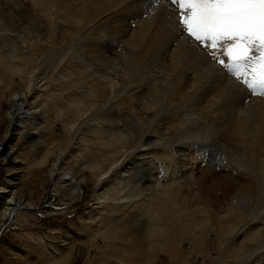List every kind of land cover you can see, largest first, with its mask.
Returning a JSON list of instances; mask_svg holds the SVG:
<instances>
[{
    "label": "bare ground",
    "instance_id": "bare-ground-1",
    "mask_svg": "<svg viewBox=\"0 0 264 264\" xmlns=\"http://www.w3.org/2000/svg\"><path fill=\"white\" fill-rule=\"evenodd\" d=\"M31 1L32 13H34L28 19L24 18L25 12L22 11L16 15L9 11L0 13L1 46L2 43L5 47L14 45L10 53L19 56V60L22 62L21 68L23 67L20 69L13 66L14 69L8 74L9 71L7 72V69L0 64V80L3 79L1 80L3 85L9 84L13 88V76L16 75L22 80L30 69L33 71L37 69L41 78L57 75V81H63L66 86L78 90V96L81 97L76 100L73 98L71 104L68 105V116L70 115L75 121L90 111V114L94 115V109L101 103L113 102L111 101L112 97L110 98L111 93L114 94V97L125 93L123 95L129 106L127 110L132 117L137 119L136 123H128L127 126L133 131L136 130L138 123V132L132 138L130 133L106 127V125L114 124L116 126V123L110 121V117L103 114L100 115L98 123L103 125L104 130L95 132V135L103 138L104 143L102 142L99 146L109 147L116 154L119 153L116 151L117 148L124 149V153L131 151L126 155L129 167L127 170L125 169L126 181L125 186L122 187L125 192L117 200L125 201L124 205H129L130 209L138 211V218L141 219V222L136 227L137 235H143L142 239L152 241L153 246L156 247L161 244L163 237L170 241L177 233L174 231L176 227H182L185 224L188 233L204 231L203 235L213 234L220 250L216 264H220L221 260L224 262L237 260L241 250L245 249L248 244L252 245L250 255L258 251L264 253V228L257 230L254 227L253 229L256 223H264V100L251 97L242 101L238 94H226L227 82L220 86L213 85L212 81L215 79L217 70L214 68L213 72L208 74L207 72L212 70V66L194 62L186 41L174 39L163 26V21L169 11L163 3L157 5L147 15H141L143 0ZM1 6L9 7L5 2H2ZM16 16L18 17L16 18ZM28 20H32V22L25 26L21 24L22 21L28 22ZM107 38L116 41L118 38L121 39L118 42L123 45V48L131 50L132 54L135 53L133 62L125 66L121 58L109 57L113 47L104 41ZM114 71L117 72L121 81L117 90L111 88L110 73ZM152 72L160 75L161 85H155L153 79L147 77V74ZM156 84L158 83L156 82ZM23 89L28 92L34 90L27 82L24 83ZM133 103H137L141 107L147 120L141 119L138 112L131 109ZM117 104L116 102L111 103L110 111L114 110L115 112ZM190 108L193 109L192 115L196 116V121L186 127L187 124L183 120L181 112L184 109L190 111ZM48 111L53 113L52 108H49ZM116 114L118 117H122L120 114ZM5 118L8 122L13 121L7 112ZM202 120L205 123L208 121L211 125L212 141L221 146L225 158L236 165L232 169L233 172L235 171L234 175L230 172V175L223 176L225 180H222V186H224L226 197L223 198L224 195L221 201L224 199L225 203L209 202L207 195L200 192L199 184H197L199 193H195V183L191 175H188L189 170L193 168L191 166L196 165L193 163L194 150L189 149L191 154L187 155L186 164H181L180 160L172 162L165 155L154 157L157 154L154 147L157 145L152 144L150 138L152 134L157 133L158 127L153 128L152 123L155 122L156 126L160 123H171L172 130L176 131V135H179L186 144L191 138H194V136L192 137L193 130ZM41 129L45 130V133H50L52 130L48 126H41ZM12 131L16 134L18 132L17 128ZM66 133H70V131L66 129ZM44 135L43 133V142H41L46 149L43 150L44 154L39 161H36L37 166H44L43 164L48 163L49 157L53 153L50 147L52 146L51 142L54 143L52 140L55 137L48 134L47 137H44ZM110 155V157L102 156L95 152L92 153L91 150L86 154V156L97 160L99 164L96 171L92 170L90 173L95 186L101 176L108 172L110 164H113V161L117 162L116 156ZM142 156L152 158V160H147V162H152L150 169L145 165L146 161L139 160ZM201 164L198 168H202ZM237 166L244 168L246 172L243 173ZM183 167L187 170H183ZM87 169L90 170V168ZM153 169L166 174V184L161 187L159 185L151 186V188L147 187L148 184H144L150 181L149 170ZM201 170L203 176L213 174L212 168ZM201 170L198 171L201 172ZM160 174L162 173L160 172ZM104 187L102 185L98 189L103 191L98 193L97 200L109 198L113 193L112 189L107 191L103 189ZM83 188L88 192L91 189L88 183ZM14 192L9 194L10 198ZM63 192L67 201H75L78 197L70 194L68 190ZM147 192L149 194H146ZM1 196L2 194H0L2 200ZM13 198L3 201L5 207L1 212L0 225L10 219L5 215V211L11 207L16 208L18 205ZM9 201L12 203L9 204ZM206 203L212 205L211 211L206 209L209 206ZM191 212L198 220L194 216H189ZM219 215L222 216L219 217ZM100 220V224L106 225V228L104 227L103 231L97 229L94 239H99L102 242L103 249L109 247L111 250V244L113 246L117 242L120 243L118 240L120 230L126 232L130 226L117 228L118 226L112 223L113 215H109V219ZM242 226L244 227L245 240L240 241L236 247L229 248L228 240L236 239ZM179 237L181 238L180 235ZM184 238L187 239L186 236ZM202 242H204V238ZM224 244H228V246L225 253L222 254ZM207 249L209 250V246ZM174 251L169 252L170 256L171 254L174 256ZM52 254L56 257L55 251L52 250ZM175 254L177 256L176 252ZM186 256L188 257V255ZM63 259V256H58L55 263L57 261L59 264H64ZM195 260L190 258L192 263ZM68 261L72 262L70 258ZM159 262H161L160 259Z\"/></svg>",
    "mask_w": 264,
    "mask_h": 264
},
{
    "label": "rangeland",
    "instance_id": "rangeland-1",
    "mask_svg": "<svg viewBox=\"0 0 264 264\" xmlns=\"http://www.w3.org/2000/svg\"><path fill=\"white\" fill-rule=\"evenodd\" d=\"M2 2L8 4L10 8L1 6ZM32 6L31 0H0V13L9 11L16 15L19 11H22L25 12L24 18L28 19L34 13H32ZM29 22H32V20H28V22L22 21L21 24L25 26ZM119 40L121 39L118 38L117 41L110 38L104 39L106 43L108 42V45L113 47L108 56L119 57L123 60L124 65L128 66L130 62H133L132 59L135 58V53L132 54L131 50L123 48V45L118 42ZM3 44L1 46L0 42L1 66L6 68L7 72L9 71L8 74L11 73L10 71L14 67L23 69V67L21 68L22 62L19 60V56L10 53L14 45L5 47ZM123 56H126L127 59ZM208 69L210 70L211 68ZM213 69L212 67L211 71L206 72L208 74L212 73ZM27 72L22 80L16 75L13 76V88L9 84L3 85L1 81L3 79L0 80V188L5 190L0 193L2 194V200L0 199V217L5 207L3 202L5 199L10 200L14 197V202L18 204L15 218L8 219L4 224L0 225V264H59L57 261L55 263L58 256H63L64 264H216L220 250L213 234H207L206 236L203 235L204 231L188 233L184 224L182 227H176L174 231H177V233L170 241L163 237L161 244L155 247L152 241L142 239L141 236L143 235H137L138 229L136 227L141 222V219L138 218V211L130 209L129 205H124L125 201L117 200L125 192L122 187L125 186V172L129 167L126 155L130 154L131 151L124 153V149L117 148L116 151L119 153L116 154L109 147L99 146L104 141L103 138L97 137L95 132L104 130L103 125L98 123L100 115L103 114L109 116L110 121L116 123V126L114 124L106 125V127L110 129L111 127L117 128L119 131L130 133L132 138L138 132V123L136 124V130L133 131L127 126L128 123H136L137 119L132 117L127 110L129 106L126 104L123 95L125 93L116 97L111 93L110 98L112 97L111 101L113 102H103L96 106L93 112L95 113L94 115H91L90 111L79 118L78 121H75L70 115L68 116V105L71 104L73 98L75 100L81 98L78 96V90L66 86L63 81H57V75L41 78L37 69L35 71L30 69ZM159 76V74L153 72L149 75L147 74V77L153 79L154 84L157 86L162 83ZM110 79L113 85L110 83L111 88L117 90L121 83L117 72H111ZM25 82L32 89L34 88L32 92L23 89ZM114 102L118 104L115 112L114 110H111V112L110 105ZM49 108L53 109V113L48 111ZM131 109L137 111L141 119H146V115L137 103H133ZM192 110L191 108L190 111L189 109H184L181 112L183 120L186 121V127L196 121V116L192 115ZM6 112L11 121L13 120L12 122H8L5 118ZM55 113L57 115H54ZM116 113L123 118L118 117ZM206 122L203 120L198 122L193 130L196 136L193 133L192 137L194 136V138H191L192 140L190 139L186 144L179 135H176L177 132L172 130L171 123L165 122L156 126L154 122L151 126L153 128L158 127V131L156 134L151 135L150 142L157 145L154 147L157 150V154L154 157H163L165 155L172 162L180 160L181 164H186L187 155L194 150L195 159L193 163L196 165L191 166L193 168L189 170L188 175H191L195 183V193L198 192L197 184H199L200 192H204L203 194L207 195L209 202L216 203L218 201L225 203L224 199L221 201L224 195L223 198L226 197L224 186H222L225 180L223 176L230 175V172L234 175L235 171L233 172L232 169L236 165L230 163L225 158L221 146L212 141L211 125L208 121ZM41 126H48L52 130L50 133H45ZM14 128H17V134L13 133V131L11 132ZM66 129L70 133H66ZM43 133L45 134L44 137H47V134L55 137L52 140L54 143L51 142L52 146L50 145L53 153L49 157L48 163L43 164L44 166H37L35 164L36 161H39L44 154L43 150L46 149V147L42 146ZM68 143L70 145H67ZM146 149L150 151L148 147ZM189 149L192 150L190 151ZM90 150L92 153L95 152L106 157L114 154L117 161H113V164H110L108 172L101 176L97 186L94 185L90 173L92 170L96 171L99 164L97 160L86 156ZM101 158L103 159L104 157ZM149 159L152 160L151 157L142 156L139 160L146 161L145 165L150 169L152 162H147ZM199 163H202V168H198ZM87 168H90V170ZM184 168L183 170H187V168ZM211 168L213 174L203 176L201 169ZM238 168L243 173L246 172L244 168ZM198 170H201V172ZM149 174L150 181L144 183L148 184L147 187L151 188V186L155 187L156 185L161 187L167 183L166 174L162 171L153 169L152 171L149 170ZM140 182L143 183V181ZM206 182H208V185L205 184ZM87 183L89 188H91L89 192L83 188ZM178 183L180 184L179 180ZM102 185L105 186L104 190L112 189L113 193L109 198L97 200L98 193L103 191L98 190ZM67 190L70 194L78 196L75 201H67V197H64L63 191ZM13 191L15 192L10 198L9 194ZM146 194L149 193L147 192ZM207 203L206 205H209ZM206 209L211 211L212 205L207 206ZM191 213L189 216H194L198 220L195 214ZM109 215L114 216L112 223L118 226L117 228L130 226V229L126 232L124 229V232L120 230L118 236L120 243L117 242V245L113 246L111 244V250L109 247L103 249L102 242L99 239H94L97 229L103 231L106 228V225L100 224V219H109ZM222 215H219V217ZM254 227L257 230L264 228V223H256L253 229ZM241 228L238 231V234H240L236 236V239L228 240L229 246L224 244L225 247L224 251L221 252L222 254L225 253L227 246L229 248L232 246L236 247L240 241L245 240L244 227L242 226ZM185 236L187 239L184 238ZM203 238L205 243L202 242ZM136 240L139 241L137 242ZM209 240L211 242H208ZM177 245L178 248L176 249ZM208 246L209 250L207 249ZM250 248H252V245L248 244L245 248L246 250H241L237 260L233 262L231 260L226 262L221 260L220 264H264V253L258 251L250 255ZM168 249L169 251H167ZM52 250L55 251L56 257L53 256ZM139 251L141 252L139 253ZM170 251H174V256L173 254L170 256ZM190 251L194 255H191L192 252L190 253ZM182 253L188 255V257ZM69 258L72 260L71 263L68 261ZM190 258L196 259L195 262L192 263ZM159 259L162 263L159 262Z\"/></svg>",
    "mask_w": 264,
    "mask_h": 264
},
{
    "label": "snow or ice",
    "instance_id": "snow-or-ice-1",
    "mask_svg": "<svg viewBox=\"0 0 264 264\" xmlns=\"http://www.w3.org/2000/svg\"><path fill=\"white\" fill-rule=\"evenodd\" d=\"M161 3L169 10L165 29L186 41L194 62L217 70L213 85L227 82L226 94L242 101L264 100V0H143L141 15ZM16 210L5 215L14 219Z\"/></svg>",
    "mask_w": 264,
    "mask_h": 264
}]
</instances>
